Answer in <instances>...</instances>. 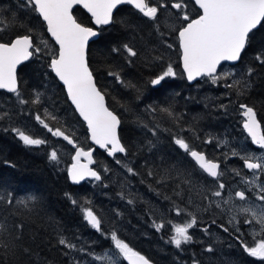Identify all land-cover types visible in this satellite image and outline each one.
I'll use <instances>...</instances> for the list:
<instances>
[{
  "label": "trees",
  "instance_id": "obj_1",
  "mask_svg": "<svg viewBox=\"0 0 264 264\" xmlns=\"http://www.w3.org/2000/svg\"><path fill=\"white\" fill-rule=\"evenodd\" d=\"M73 15L88 22L79 7ZM175 28L121 5L88 43L87 64L119 118L124 153L95 149L99 178L73 184L66 176L73 149L55 132L81 148L89 143L49 69L56 47L28 0H0V42L22 34L32 40V55L16 72L17 91L0 90V264H111L99 254L119 256L118 241L154 264H264L247 250L259 236L233 234L227 200L214 205L212 194L235 190L232 178L256 149L240 126L239 106L253 109L264 127V17L236 63L192 83L179 65ZM189 149L217 160L218 174L203 172ZM183 221L174 245L172 228ZM213 228L230 243L215 244ZM116 264L127 263L119 257Z\"/></svg>",
  "mask_w": 264,
  "mask_h": 264
},
{
  "label": "water",
  "instance_id": "obj_2",
  "mask_svg": "<svg viewBox=\"0 0 264 264\" xmlns=\"http://www.w3.org/2000/svg\"><path fill=\"white\" fill-rule=\"evenodd\" d=\"M45 32L56 46V54L49 60V69L62 86L67 101L83 122L87 133V148L76 145L74 140L56 131L73 150L66 167L69 182L78 184L85 179H98L94 168L95 149L112 157L124 153L118 136L119 118L107 106L104 94L97 87L87 64L88 43L98 35L97 27L110 23L114 9L129 3L144 12L143 0H29ZM199 14L187 21L177 31L179 65L184 78L192 83L201 76L214 74L222 62L237 61L244 48L247 35L264 17V0H192ZM80 7L89 17L91 25L79 23L72 13ZM32 40L27 34L0 42V89L13 92L17 89L16 72L20 64L31 57ZM158 78L153 80L157 83ZM254 146L264 149V135L260 122L251 109H247L241 124ZM182 146V143H180ZM189 156L206 174L215 177L219 162L206 159L201 151L191 150ZM249 168L257 163L248 162ZM238 197L241 196L237 192ZM86 219L93 226L97 221L88 210ZM127 264H154L141 253L126 251Z\"/></svg>",
  "mask_w": 264,
  "mask_h": 264
},
{
  "label": "rangeland",
  "instance_id": "obj_3",
  "mask_svg": "<svg viewBox=\"0 0 264 264\" xmlns=\"http://www.w3.org/2000/svg\"><path fill=\"white\" fill-rule=\"evenodd\" d=\"M42 46L41 42H39V46ZM38 46V48H39ZM44 48H39L38 51L41 52V50ZM228 71V70H224ZM232 72V69L231 71ZM214 140V139H212ZM216 144L224 149L227 148V145L223 141L216 140ZM248 161L249 162H257L258 163V169L253 170L251 172H248L243 170V172L237 174L232 178L231 184L235 186V191L240 190L242 192H245V196L242 199H237L234 196V191H230L229 193L222 192V188L216 192H213L214 194L213 201L215 202L214 205H219L221 203H224L221 199L224 197L227 200V208L225 215L228 217H231L233 221H229L233 225L232 233H237L238 236L243 233V231L248 232L250 235H258L259 237L256 238L254 241V244L252 247L249 248L250 252L252 254H255L257 257L264 256V152L260 149H253L249 154ZM245 167V164H244ZM261 174V175H260ZM215 195L217 196V199L215 198ZM220 197V198H218ZM209 204L210 200H209ZM222 206V205H221ZM240 215H245L247 218L238 219ZM160 216V215H159ZM162 216L165 217L164 214ZM162 216L158 218H162ZM184 222L178 223L174 225L172 228V233L170 235V242L174 245L178 244L180 240H182V232L178 229V227H184ZM248 223V224H247ZM250 223V224H249ZM163 225V224H162ZM161 225V226H162ZM166 224H164L165 226ZM215 228H218L216 226H213ZM226 227V226H225ZM227 229V228H226ZM228 230V229H227ZM260 233V234H258ZM209 237H211L212 241L218 243V242H225L230 243V241L225 238L224 236H220V234L213 228L209 229L208 231ZM236 235V234H235ZM229 238V236L227 235ZM214 242V243H215ZM215 243V244H216ZM217 247V246H216ZM116 248L119 252V256H110L107 252H103L99 254V256L103 257L104 260H108L111 264H116L118 262L119 257H124L123 254L125 251H129L128 247L122 242L118 241L116 242ZM227 247H224V250ZM207 251L211 250V248H205ZM204 249V250H205ZM226 258V257H225ZM229 262H231L229 259H227ZM227 261V263H228Z\"/></svg>",
  "mask_w": 264,
  "mask_h": 264
},
{
  "label": "flooded vegetation",
  "instance_id": "obj_4",
  "mask_svg": "<svg viewBox=\"0 0 264 264\" xmlns=\"http://www.w3.org/2000/svg\"><path fill=\"white\" fill-rule=\"evenodd\" d=\"M143 2H144V7H143L144 12H142L140 10H135L134 8L131 7V5H129L127 3L120 4L117 7H119L121 5L130 6L142 18L151 20L152 22H159L162 20V18L169 19L172 22V24L176 26V28H175L176 42H177V31L181 27H183L187 21H189L190 19L194 18L195 16H197L199 14V9L195 6V4L193 3L192 0H143ZM85 15L88 17V22L86 23V25H91L89 15L86 13H85ZM112 15H113V13H112ZM111 22H112V16H111L110 23ZM110 23H108L107 25L98 26L97 27L98 35H99L100 31L102 30V28L108 26ZM239 107L241 110L238 111L236 115H237V117H239V121H240V125H241V123L244 121L245 114H246V111L248 108L243 107V106H239ZM249 109H251V108H249ZM251 110L253 111V109H251ZM253 113H254L255 118L259 121V119L255 115L254 111H253ZM262 132L264 134V127L262 129ZM180 143H182V142H179V144ZM182 145H183V143H182ZM256 149H260L262 151L264 150V149L258 148V147H256ZM190 150L191 149L188 150V155H189ZM192 150H196V149H192ZM197 151H199V150H197ZM211 160H213V159H211ZM257 169H255V170H257ZM246 171L251 172L253 170L247 169ZM237 192L241 193V196L238 198H240V199L244 198L245 192H242L240 190H236V191L234 190V195H236ZM225 261H227V260H225Z\"/></svg>",
  "mask_w": 264,
  "mask_h": 264
},
{
  "label": "bare ground",
  "instance_id": "obj_5",
  "mask_svg": "<svg viewBox=\"0 0 264 264\" xmlns=\"http://www.w3.org/2000/svg\"><path fill=\"white\" fill-rule=\"evenodd\" d=\"M117 8V7H116ZM205 155V154H204Z\"/></svg>",
  "mask_w": 264,
  "mask_h": 264
}]
</instances>
